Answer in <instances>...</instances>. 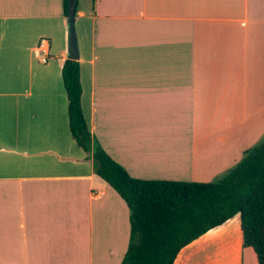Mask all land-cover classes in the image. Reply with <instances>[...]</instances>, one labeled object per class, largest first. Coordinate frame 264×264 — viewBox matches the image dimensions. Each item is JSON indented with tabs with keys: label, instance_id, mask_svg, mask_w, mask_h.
Segmentation results:
<instances>
[{
	"label": "crops",
	"instance_id": "1",
	"mask_svg": "<svg viewBox=\"0 0 264 264\" xmlns=\"http://www.w3.org/2000/svg\"><path fill=\"white\" fill-rule=\"evenodd\" d=\"M74 30L83 118L131 178L213 183L263 139L264 0H75ZM66 42L61 0H0V264L125 253L128 209L67 129ZM172 264L257 263L236 214Z\"/></svg>",
	"mask_w": 264,
	"mask_h": 264
},
{
	"label": "trees",
	"instance_id": "2",
	"mask_svg": "<svg viewBox=\"0 0 264 264\" xmlns=\"http://www.w3.org/2000/svg\"><path fill=\"white\" fill-rule=\"evenodd\" d=\"M68 2L61 0L65 18ZM60 79L71 140L91 155L93 174L128 209V240L120 264H172L181 248L236 214L241 246L264 264V137L213 183L131 178L89 133L80 107L78 62L64 60Z\"/></svg>",
	"mask_w": 264,
	"mask_h": 264
},
{
	"label": "water",
	"instance_id": "3",
	"mask_svg": "<svg viewBox=\"0 0 264 264\" xmlns=\"http://www.w3.org/2000/svg\"><path fill=\"white\" fill-rule=\"evenodd\" d=\"M74 14H75V1L69 0L67 13H66V23H67L66 57L68 60L77 61L78 48H77V40L74 30Z\"/></svg>",
	"mask_w": 264,
	"mask_h": 264
},
{
	"label": "built area",
	"instance_id": "4",
	"mask_svg": "<svg viewBox=\"0 0 264 264\" xmlns=\"http://www.w3.org/2000/svg\"><path fill=\"white\" fill-rule=\"evenodd\" d=\"M39 50H41V49H39ZM42 51V50H41ZM45 58H43V60H44Z\"/></svg>",
	"mask_w": 264,
	"mask_h": 264
},
{
	"label": "rangeland",
	"instance_id": "5",
	"mask_svg": "<svg viewBox=\"0 0 264 264\" xmlns=\"http://www.w3.org/2000/svg\"><path fill=\"white\" fill-rule=\"evenodd\" d=\"M258 144H259V143H258ZM258 144H256V145H258ZM256 145H255V146H256Z\"/></svg>",
	"mask_w": 264,
	"mask_h": 264
}]
</instances>
